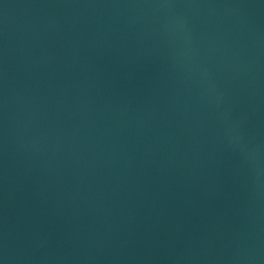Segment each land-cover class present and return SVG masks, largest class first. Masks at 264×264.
Listing matches in <instances>:
<instances>
[{
	"label": "water",
	"instance_id": "1",
	"mask_svg": "<svg viewBox=\"0 0 264 264\" xmlns=\"http://www.w3.org/2000/svg\"><path fill=\"white\" fill-rule=\"evenodd\" d=\"M0 264H264V0H0Z\"/></svg>",
	"mask_w": 264,
	"mask_h": 264
}]
</instances>
